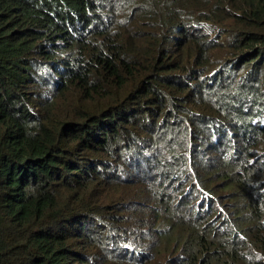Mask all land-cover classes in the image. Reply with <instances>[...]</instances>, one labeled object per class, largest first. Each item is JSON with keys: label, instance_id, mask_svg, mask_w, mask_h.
Returning <instances> with one entry per match:
<instances>
[{"label": "trees", "instance_id": "trees-1", "mask_svg": "<svg viewBox=\"0 0 264 264\" xmlns=\"http://www.w3.org/2000/svg\"><path fill=\"white\" fill-rule=\"evenodd\" d=\"M0 264H264V0H0Z\"/></svg>", "mask_w": 264, "mask_h": 264}, {"label": "bare ground", "instance_id": "bare-ground-1", "mask_svg": "<svg viewBox=\"0 0 264 264\" xmlns=\"http://www.w3.org/2000/svg\"><path fill=\"white\" fill-rule=\"evenodd\" d=\"M59 177V176H58Z\"/></svg>", "mask_w": 264, "mask_h": 264}]
</instances>
